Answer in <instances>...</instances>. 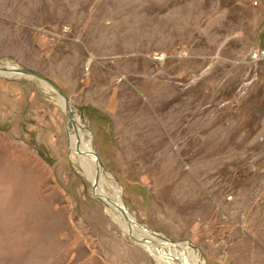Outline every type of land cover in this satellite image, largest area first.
<instances>
[{
    "label": "rangeland",
    "instance_id": "rangeland-1",
    "mask_svg": "<svg viewBox=\"0 0 264 264\" xmlns=\"http://www.w3.org/2000/svg\"><path fill=\"white\" fill-rule=\"evenodd\" d=\"M0 73V264H264V0H0Z\"/></svg>",
    "mask_w": 264,
    "mask_h": 264
},
{
    "label": "bare ground",
    "instance_id": "bare-ground-1",
    "mask_svg": "<svg viewBox=\"0 0 264 264\" xmlns=\"http://www.w3.org/2000/svg\"><path fill=\"white\" fill-rule=\"evenodd\" d=\"M16 66V65H14ZM13 67V66H10V68ZM6 66L3 67V69H5ZM10 68H8L5 73H12V74H17V75H20L16 72H14L13 70H11ZM1 74V73H0ZM3 76H6L5 74H1ZM8 76V75H7ZM45 86H47L49 89H51L47 84L45 83H41ZM52 90V89H51ZM53 91V90H52ZM54 92V91H53ZM59 101L61 102V105L66 109L65 111L69 114V118H70V126H71V129H70V145H71V148L74 150V145L75 143L77 142L78 146L79 147H83L86 148V147H91L90 145V141H88V139H83L82 136L80 134H78V130H79V126L77 125V117L76 116H73L72 115V110L70 108H66L64 103H63V100L60 98ZM80 149V148H79ZM84 155H79L77 158L79 159V163L81 164V166L83 167L84 171L86 173L89 172V174H94L95 177H97V179H93V178H90L89 180L92 182V185L97 189L100 197L102 198L103 202L106 201V199L108 198L106 196V192L103 191L102 188H105L106 186L107 187H110L112 188V190L114 191V194H115V198L113 201H116L118 202L119 204H122L121 202V199H120V186L112 179V177L110 176L109 173H107V171H104V170H101V168H99L98 170V173L96 172V170H94L93 167H89V164L87 163V159L86 158H83ZM114 181V182H113ZM106 193V194H105ZM110 195V194H109ZM124 207V206H123ZM125 208V207H124ZM107 209V208H106ZM126 209V208H125ZM108 210V209H107ZM127 211V210H126ZM109 212V211H108ZM114 214V213H113ZM127 214L129 215L130 218H133L130 213L127 211ZM139 226L135 221H134V224H131V233L134 235L135 237V240L139 241V243H142L144 242L146 239L148 241H152L150 238H152V234L153 235H159L157 233H152L151 230H149L148 228L146 229H142L148 233H151L149 236L150 238H144V237H138L136 234L133 233L132 229H133V226ZM163 235V234H161ZM159 235L160 239H162L163 242L167 243L169 246H172V247H177L178 249H181L185 247L184 244L182 243H185L188 245V243L186 241H178V242H172L170 241L169 239L163 237ZM161 241V242H162ZM147 244V242H145ZM151 246H149L148 244L146 245L148 248H149V251L151 252V254L155 255L156 257L160 259H164V260H167V257H163V256H160L158 255L157 251L153 249V246L152 244H150ZM191 252V251H190ZM189 253V252H188ZM194 254V253H193ZM169 256V255H167ZM172 259H179L180 262H176V264H190L188 263L184 258L183 254L182 255H179V253L177 252H171L170 253V256ZM198 257L199 255L197 253H195L193 256H192V264H200L199 260H198ZM158 260V261H159ZM174 261V260H173ZM175 262V261H174ZM169 263V262H168Z\"/></svg>",
    "mask_w": 264,
    "mask_h": 264
},
{
    "label": "water",
    "instance_id": "water-1",
    "mask_svg": "<svg viewBox=\"0 0 264 264\" xmlns=\"http://www.w3.org/2000/svg\"><path fill=\"white\" fill-rule=\"evenodd\" d=\"M10 69L13 70L14 72L20 74V75L27 77V78H32L34 80H37L39 83L47 84L54 91L55 95H57L58 97H60L63 100V103H64L66 108L71 107V104L69 103V101L67 100V98L65 97L63 92L51 80H49L45 76H43V75H41V74H39L33 70H30L28 68L20 67L17 65L11 67ZM67 117H68V114H67ZM74 154L77 157L79 155H84L87 159V163L89 164V167L90 168L93 167L97 173H98L99 168H101V170H103L101 167V164L99 163V160L97 159V157L95 155V152L90 147H86L84 149H81V148L79 149V146L76 142L74 145ZM103 204L108 209L109 216L110 217L113 216L112 220H114L122 228L123 231H126L131 238L135 239L134 235L131 233V224H134V219L129 217L126 209L121 204H119L116 201H113L110 198H107L106 201L103 202ZM138 225L140 227H142L143 229H146L145 226H143L141 224H138ZM151 232L155 233L153 231H151Z\"/></svg>",
    "mask_w": 264,
    "mask_h": 264
},
{
    "label": "built area",
    "instance_id": "built-area-1",
    "mask_svg": "<svg viewBox=\"0 0 264 264\" xmlns=\"http://www.w3.org/2000/svg\"><path fill=\"white\" fill-rule=\"evenodd\" d=\"M263 53V50H258V49H254L253 51H251V53H250V58H258V56L260 55V54H262Z\"/></svg>",
    "mask_w": 264,
    "mask_h": 264
}]
</instances>
